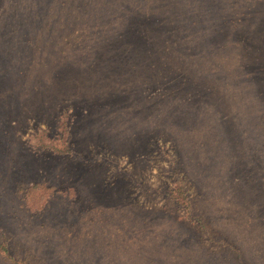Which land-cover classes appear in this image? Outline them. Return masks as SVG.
<instances>
[{"label": "rangeland", "instance_id": "rangeland-1", "mask_svg": "<svg viewBox=\"0 0 264 264\" xmlns=\"http://www.w3.org/2000/svg\"><path fill=\"white\" fill-rule=\"evenodd\" d=\"M63 128L69 153L41 148ZM5 240L27 264H264V0H0Z\"/></svg>", "mask_w": 264, "mask_h": 264}, {"label": "trees", "instance_id": "trees-1", "mask_svg": "<svg viewBox=\"0 0 264 264\" xmlns=\"http://www.w3.org/2000/svg\"><path fill=\"white\" fill-rule=\"evenodd\" d=\"M67 130L65 128L61 129L58 133V136L54 140H49L48 142H55L56 145H50L48 142L41 143V148H48L52 150L56 154H67L69 153V148L67 145ZM35 187V186H34ZM171 198L174 199L178 204H180L187 212L191 211V201L187 197V194L183 187L180 184H177L171 194ZM17 251L26 252V249H19ZM0 253L3 255L4 259H6L11 264H27L26 257L24 256L22 259L15 260V248L10 247L7 244L6 240L0 244Z\"/></svg>", "mask_w": 264, "mask_h": 264}]
</instances>
